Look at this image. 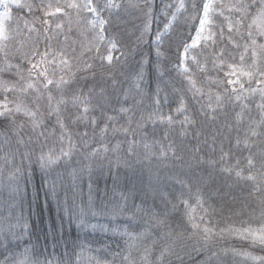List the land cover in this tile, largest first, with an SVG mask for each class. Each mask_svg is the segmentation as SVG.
Returning a JSON list of instances; mask_svg holds the SVG:
<instances>
[{"label":"trees","instance_id":"obj_1","mask_svg":"<svg viewBox=\"0 0 264 264\" xmlns=\"http://www.w3.org/2000/svg\"><path fill=\"white\" fill-rule=\"evenodd\" d=\"M51 1L25 0L13 8L0 50V100L12 110L0 117V262L264 264V236L252 235L264 233V119L253 99L241 96V74L235 84L227 80L237 76H226L229 64L248 70L255 57L249 58L246 44L254 49L264 41L259 30L253 38L247 33V26H257L252 19L260 0H244L242 25L235 23L240 13L223 9L225 0L215 3L214 39L196 49L208 73L187 74L202 92L191 87L180 66L181 44H189L198 23L190 19L196 15L192 0H185L188 11L179 12V0H113L120 7L110 10L103 8L106 0H94L109 21L99 42L82 10L68 8L65 0ZM48 2L68 11L50 14ZM174 12L176 19L157 42ZM110 39L117 42L111 64L100 59L109 54ZM221 50L223 56L213 55ZM259 50L256 61L264 70V50ZM45 52L55 65L41 63ZM62 58L68 67L59 64ZM219 59L225 63L214 67ZM33 64L48 68L50 76L55 68L56 78L67 81L51 89V102L37 76L40 69L29 75ZM3 82L14 90L5 91ZM32 82L39 92L20 91ZM260 89L264 92V84ZM73 96L82 103L74 106ZM61 98L66 103L59 105V118L71 141L49 107ZM181 102L185 109L178 112ZM17 104L37 113V127L15 111ZM121 107L129 111L122 113ZM186 113L188 132L179 126ZM69 143L70 155L43 166L42 153L67 152ZM95 147L98 154L89 155ZM190 210L200 225L194 234ZM205 227L211 232L204 233ZM170 241L184 246L180 257L176 248L165 247Z\"/></svg>","mask_w":264,"mask_h":264},{"label":"snow or ice","instance_id":"obj_2","mask_svg":"<svg viewBox=\"0 0 264 264\" xmlns=\"http://www.w3.org/2000/svg\"><path fill=\"white\" fill-rule=\"evenodd\" d=\"M25 7H28L29 10L31 9V5H25ZM49 7H51V5H49ZM67 7L68 8H74V9H83V10H86L87 12H89V13H95L97 16H99V14H100V5L94 4V0H86V2L83 3V4H78V3H75V2H71V3L67 4ZM118 7H120V5L116 4V3H113V0H106V2L104 4V8L105 9H109V10L112 9V8H118ZM167 7H170V6H167ZM175 7H176L177 12H179L180 9H184L185 11H188V7L186 6L185 0H179V3L177 5H175ZM212 7H213V4H212L211 0H204V2H202L200 5H198L196 3V0H192V3H191V11L193 13H196V15L191 17L190 19L198 20L199 21V26L196 29V36L192 40L191 45L188 44L187 42H183L181 44V47H182L183 51L180 52L179 55L181 57V67H183L184 74L187 76L189 84L191 85L192 88H195V83L196 82L192 79L191 75H187L189 73V68L187 67V65L183 64V59L187 58V55H188V52H189V48L190 47H193V48L196 47L199 44V42L201 41L202 34H203L204 30H205V26L209 23V20H208L209 10ZM201 9H202V15L200 14ZM232 9H234L237 13L241 14L240 15V19H237L236 22H235L236 25H242L244 23V19H245L243 14H244V12L246 10V6H245V3H244V0H238V2L236 4L231 5L230 6V10H232ZM63 11L64 10L61 7H56V9H55V13H61ZM64 14L67 15V13H64ZM172 19L173 20L176 19V13L175 12L172 13ZM89 23L92 25L93 28L99 27L100 30H101V33H103V31L105 30V26H106V24L109 23V21H106L105 19L101 18V19H98V20H95V21H89ZM252 24H257V26L259 28V35L264 36V0H260L259 10H258V13H257L256 17H254L252 19ZM61 27H62L61 24H57L56 25L57 29H59ZM147 27L148 26L146 25V28ZM167 27H168V25H166V28ZM228 28H229V31L231 32V30L233 28V24H232L231 21H229V23H228ZM248 35L251 36L252 33L249 32ZM0 38H6V36H5V34H4V32L2 30H0ZM100 38L101 39L103 38L102 35H101ZM203 39L211 40V39H213V34L209 33V35L207 37H203ZM229 39H231V37H229ZM156 40H157V42L161 41V37H160L159 34L156 36ZM109 44H110L111 48H113V49H115L117 47V42L115 40H113V39L109 40ZM252 45L253 46L256 45V41L255 40H252ZM259 48L261 50H264V44L259 45ZM213 55L217 56V57H221V56H223V50H221L220 53H213ZM252 55H253V57H255L257 55L255 50L253 51ZM47 56H48V52L43 53V59L41 60V63H48V64H52V65H55L57 63V61L55 59L52 60V61H47L46 60ZM100 59H101V61H105L106 60L109 64H111L113 62V60H114V57H113V55L108 54L106 56H101ZM191 59L200 68V70L202 72H206L207 71L206 67L200 65V62L197 59V57L193 56ZM240 60L241 61L244 60V56L243 55H241ZM224 63H225V61L223 59H219L218 63L214 62L213 66L214 67H221ZM59 64L63 65L64 67H68V60L62 58V59H60ZM255 66H256V60L254 59L252 67L255 69ZM85 67L90 70L93 67V65H86ZM228 67H229V69L231 71L229 73H227L226 76H237V79L236 80L228 79L227 80V84L238 83L239 82L238 73L241 74V75L247 76L249 78H251L254 75L253 71H244L243 68H238L237 65H235V64H229ZM37 69H40V65L39 64H33L32 68L29 71V75H31L32 71H36ZM61 70H63V69H61ZM257 71L259 72V75L261 77H264V70H258L257 69ZM37 76H38V78L41 79L42 88L49 93L48 96H47V99H48L49 102H51L52 99H53V97L51 95V89L55 88V89L58 90L62 85L67 83V81L64 80L63 76L59 77V79L56 78L55 68H53L51 76H50L48 68L40 69L37 72ZM23 79L24 78L21 76V80H23ZM262 82H264V81H257V83H262ZM213 83H222V82L213 81ZM2 86L4 87L5 91L14 90V86H13V88L10 89L8 87V85H7V82H3ZM32 88H36V83L35 82L28 83L27 84V88H21L20 91L21 92H26L28 89H32ZM195 90H196V92H202V90L198 89V88H195ZM36 91L39 92L40 89L36 88ZM219 99H220V96L217 95V100H219ZM71 102L73 103L74 106L82 103L81 98L78 97V96H73ZM62 103H66V101L63 98H61V100H59L57 102V106L56 107L53 108L51 106V104H49V107L51 108L52 112H55L57 114V117H58L57 123L59 124L60 128L63 130V132L67 133V128H66L65 124L59 118V112H60L59 105L62 104ZM84 103H86V102H84ZM184 109H185V105H184L183 102H181L180 107L177 108V111L180 112V111H183ZM88 110H89L88 107L85 106L84 112L87 113ZM15 111L17 113L23 112L24 115L30 117L32 119V125H33L34 128L39 125L40 121H38L36 119V115H37L36 112H33V111L27 109L26 107L20 105V104L16 105ZM128 111H129L128 108H124V107L120 108V112H122V113H125V112H128ZM11 113H12L11 109L5 108L3 111H0V117L9 116V115H11ZM79 118L80 119H85L86 117H79ZM107 119L108 120H112L114 118L109 116V117H107ZM168 119L171 120V117H169ZM186 119H187V117H186ZM92 122L95 123V119H93ZM101 131L102 132L107 131V126L104 129H102ZM115 131H117V130L113 129V132H115ZM120 131H125L126 132L127 129H120ZM67 134H68L69 141H71V133H67ZM83 135H86V133L83 134ZM60 139H61V142H63V140H64L63 134L61 135ZM73 147H74V145L69 143V148H68L67 152L64 150V148H61L59 154H56L54 152V150H52V149H49V152L47 154L42 153L41 156H40V160L43 162V166L47 167L49 165L56 164L61 156L70 155V153L73 150ZM84 147L87 148V143L86 142L84 143ZM104 151H107V148H104ZM98 152H99V150L93 149L92 152L89 153V155L95 156V155L98 154ZM193 211L194 210H190V211H188L186 213L187 214L188 223L191 225L192 229L199 230L200 229V225L195 222V217L192 214ZM81 215H84V213H82ZM86 223H87V221L82 222L81 226L84 227L86 225ZM93 227H95V226H93ZM203 231H204V233L207 234V233L211 232V229H208V228L205 227L203 229ZM205 238H207V236ZM27 251L28 250L25 249V253H27ZM167 252H168L167 248L162 250L161 254H160V257H158V260L162 261L164 259L165 254ZM142 259L146 260L147 257L146 256L142 257ZM125 260H128V257H125ZM0 264H5V261L0 262ZM16 264H28V261H25V262L17 261ZM32 264H36V261L32 260ZM45 264H51V262L50 261H46ZM129 264H134V262L129 261Z\"/></svg>","mask_w":264,"mask_h":264},{"label":"rangeland","instance_id":"obj_3","mask_svg":"<svg viewBox=\"0 0 264 264\" xmlns=\"http://www.w3.org/2000/svg\"><path fill=\"white\" fill-rule=\"evenodd\" d=\"M24 1L25 0H0V30H2L4 32V34H5V36H6V38H0V50L4 47V45L6 43V40L8 38L9 22L13 18L12 17V9L13 8H20ZM217 1L218 0H211V2L213 4V7L210 8V10H209V16H208L209 23L205 26V30H204V32L202 34L201 41L199 42V44L196 47H194V48L190 47L188 55H187V58L183 59V64L187 65V67L190 66V64L191 65L195 64L192 61L191 58L193 56H195V57L199 56L200 50H198V51L196 50L198 48V46H206L209 43H211L213 41V39H214V36H213V39H211V40H205V39H203V37H207L209 35V33H212L211 32V28H210V25L212 24L211 13L213 12L214 5H215V3ZM51 2H54V1H51ZM65 2H66V4L71 3V2H75V3H78V4H83V3L86 2V0H65ZM220 2H221V0H219L216 3V6ZM236 3H237V1H235V0H225L223 2V5H224L223 9L230 10V6L234 5ZM47 4L51 5V7H49V13L50 14L55 13L54 8H52V7H55V6L56 7H61L59 4H55V3H49L48 2ZM61 8H63V7H61ZM103 8H104V6H103ZM63 10H64L63 12L68 11L67 9H64V8H63ZM81 10L86 15V17L88 18V21H95V20H98V19H101V18L103 19L101 14H99V16H97L95 13H89L86 10H83V9H76V11H81ZM230 11L235 12L234 9H232ZM176 12H177V10H176ZM201 15H202V13H201ZM172 21H173V19L171 18L169 20L168 27H169V25L171 24ZM252 25H254V24H252ZM90 26H91V28H93L91 24H90ZM198 26H199V21L197 23V27ZM168 27L164 28V32H162L163 34L167 31ZM197 27H196V29H197ZM93 29L97 30V34H95V35H96V40L98 42L102 41V40H105L104 31H103V33H101V30H100L99 27H96V28H93ZM247 30H248L247 33H249V32L252 33L251 37L253 38L255 36V32L257 30H259V28H258V26H256L255 28L247 26ZM76 31H77V29H76ZM257 33L259 34V32H257ZM101 35L103 37L102 39L100 38ZM195 36H196V30H195V32H194V34H193L191 39L193 40L195 38ZM192 40L189 42L190 45L192 43ZM262 44H264V41L262 42ZM246 47L248 48V50L250 52L249 58L252 57L251 51L253 53L254 50H255V52L257 54L255 56V60L257 59L258 55H261V52H260L259 48H254L253 49L251 47V42L247 43ZM109 50H110L109 54L114 55V49L111 48V46H109ZM207 59H208V56L206 57V60ZM252 64H253V62L250 64L249 69L248 70H244V71H253L254 75L251 78H249L247 76H244V75H241V77H240L241 79L244 80V81L241 82V87H242L241 96H244V95L248 94L253 99L252 101L254 102L255 107L258 108V113L260 114V119H262V118L264 119V103H263L264 92H262L261 89H260V86L263 85L264 82L257 83V81H261V78H262L259 75V72L257 71V69L259 70L260 63L258 61H256L255 69L252 67ZM180 66H181V62H180ZM181 69L183 70V67H181ZM251 93L254 95V98H253V95H251ZM7 103H8L7 101L0 100V111H3L5 108H7ZM186 117H187V119H186ZM260 119H258V120H260ZM190 120H191V115L186 113L184 115V118H182V120L179 122L180 130H183L184 132H188L189 131V127L191 126L190 123H189ZM94 149H98V147H95ZM194 233H196V230L192 229V234H194ZM252 235H253L254 238L258 237V238L262 239L263 236H264V233L261 230H257ZM165 247H167V248H176V251L174 253V255L176 257H180V255L182 254V252L184 250V246L182 244L174 242V241H170L169 243H167L165 245ZM145 252H147L146 249H145Z\"/></svg>","mask_w":264,"mask_h":264},{"label":"bare ground","instance_id":"obj_4","mask_svg":"<svg viewBox=\"0 0 264 264\" xmlns=\"http://www.w3.org/2000/svg\"><path fill=\"white\" fill-rule=\"evenodd\" d=\"M157 22H158V20H157ZM155 26H156V30H158V29H159V25L157 24V25H155ZM159 35L162 36L163 33L161 32ZM21 41H23L22 38H21ZM27 45H28V47H31V46H32L31 43H28ZM201 61H202V60H199L200 65H201V66H204L203 63H202ZM189 71L192 72V73L199 74V75H200V72H201L200 68H199L196 64L192 65V66L190 67ZM206 72H207V71H206ZM207 73H208V72H207ZM209 74H211V72H210ZM247 105H248V104L241 105V106H242V107H247Z\"/></svg>","mask_w":264,"mask_h":264}]
</instances>
